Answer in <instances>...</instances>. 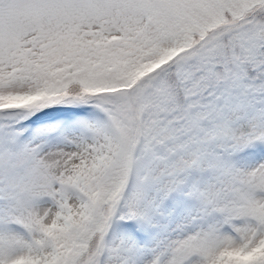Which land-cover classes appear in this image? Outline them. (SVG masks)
<instances>
[{"label":"snow or ice","instance_id":"6c2138e0","mask_svg":"<svg viewBox=\"0 0 264 264\" xmlns=\"http://www.w3.org/2000/svg\"><path fill=\"white\" fill-rule=\"evenodd\" d=\"M0 264H264V0H0Z\"/></svg>","mask_w":264,"mask_h":264}]
</instances>
